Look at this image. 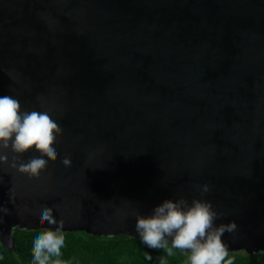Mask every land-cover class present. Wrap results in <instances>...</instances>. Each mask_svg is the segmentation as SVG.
Returning <instances> with one entry per match:
<instances>
[{"label":"water","instance_id":"obj_1","mask_svg":"<svg viewBox=\"0 0 264 264\" xmlns=\"http://www.w3.org/2000/svg\"><path fill=\"white\" fill-rule=\"evenodd\" d=\"M0 95L61 124L38 177L11 167L38 153L0 152L6 245L55 229L44 206L138 237V214L200 198L236 224L227 253L264 252V0H0Z\"/></svg>","mask_w":264,"mask_h":264},{"label":"clouds","instance_id":"obj_2","mask_svg":"<svg viewBox=\"0 0 264 264\" xmlns=\"http://www.w3.org/2000/svg\"><path fill=\"white\" fill-rule=\"evenodd\" d=\"M61 129L58 119L49 110L23 111L19 101L10 95H0V152H11L22 156L35 152L26 162L11 164L22 174L38 177L47 165V159L57 155L55 145L56 133ZM7 156L0 154V163L6 162ZM64 166L71 165V159L62 158ZM201 196L209 191L208 185L200 188ZM40 219L54 230L37 231L32 238L31 259L36 264H48L50 257H59L64 245L63 224L53 216L47 206L42 208ZM217 213L211 203L200 198L191 202L185 199H164L154 206L147 215L136 216L135 231L140 241L150 249L187 250L188 264H231L225 261L227 249L221 237L225 231H234V221L215 225ZM170 245V247H169ZM146 260H151L145 253ZM56 264H59L57 261ZM160 264H164L161 260Z\"/></svg>","mask_w":264,"mask_h":264},{"label":"trees","instance_id":"obj_3","mask_svg":"<svg viewBox=\"0 0 264 264\" xmlns=\"http://www.w3.org/2000/svg\"><path fill=\"white\" fill-rule=\"evenodd\" d=\"M41 229H18L12 235V243L0 240V264H36L31 259L32 238ZM64 245L59 257H50L48 264H188L190 253L185 250L150 249L139 237L126 235L100 236L84 231H62ZM170 247V245H169ZM145 253L151 255L146 260ZM225 261L231 264H264V252L248 254L246 251L228 253ZM225 264V262H222Z\"/></svg>","mask_w":264,"mask_h":264}]
</instances>
